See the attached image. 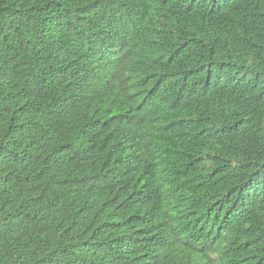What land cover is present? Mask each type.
I'll return each instance as SVG.
<instances>
[{
  "label": "trees",
  "instance_id": "trees-1",
  "mask_svg": "<svg viewBox=\"0 0 264 264\" xmlns=\"http://www.w3.org/2000/svg\"><path fill=\"white\" fill-rule=\"evenodd\" d=\"M0 264H264V0H0Z\"/></svg>",
  "mask_w": 264,
  "mask_h": 264
}]
</instances>
